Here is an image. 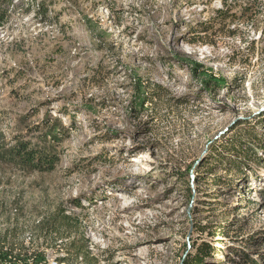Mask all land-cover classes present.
I'll return each instance as SVG.
<instances>
[{"label":"rangeland","instance_id":"obj_1","mask_svg":"<svg viewBox=\"0 0 264 264\" xmlns=\"http://www.w3.org/2000/svg\"><path fill=\"white\" fill-rule=\"evenodd\" d=\"M225 1L9 2L0 142L58 160L0 159V264L264 262V29Z\"/></svg>","mask_w":264,"mask_h":264},{"label":"trees","instance_id":"obj_2","mask_svg":"<svg viewBox=\"0 0 264 264\" xmlns=\"http://www.w3.org/2000/svg\"><path fill=\"white\" fill-rule=\"evenodd\" d=\"M12 0H0V27L4 25L7 20L8 4ZM242 1V2H241ZM234 4L238 7V15L231 12L233 6H227V2L223 3L221 8L216 9V15L220 16L222 21H236L240 19H251L252 26L254 29L262 27L264 29V0H233ZM262 12V20H257V14ZM236 16V19L234 18ZM52 137L55 136L52 132L48 133ZM13 144H7L6 142H0V159L10 160L14 163H19L24 167L35 169L38 171H47L54 168L58 158L56 154L47 152L45 148L37 145H31L28 140H21L18 136H14ZM1 141V140H0ZM199 248V251L191 259V264H200L203 255L213 251L214 248L209 246L207 243H203ZM11 253V250L10 252ZM58 260L63 261L64 258ZM189 263V259L186 260ZM237 264H264L260 263L256 259H253L246 253L240 255V260Z\"/></svg>","mask_w":264,"mask_h":264},{"label":"built area","instance_id":"obj_3","mask_svg":"<svg viewBox=\"0 0 264 264\" xmlns=\"http://www.w3.org/2000/svg\"><path fill=\"white\" fill-rule=\"evenodd\" d=\"M55 264L57 263V262H54Z\"/></svg>","mask_w":264,"mask_h":264}]
</instances>
